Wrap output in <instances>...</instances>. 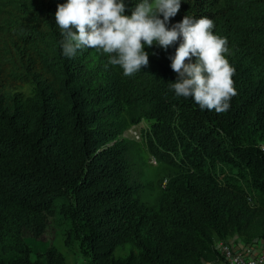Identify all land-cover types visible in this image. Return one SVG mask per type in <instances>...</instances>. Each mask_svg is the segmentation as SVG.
Segmentation results:
<instances>
[{
  "label": "trees",
  "instance_id": "1",
  "mask_svg": "<svg viewBox=\"0 0 264 264\" xmlns=\"http://www.w3.org/2000/svg\"><path fill=\"white\" fill-rule=\"evenodd\" d=\"M140 2L125 0V15ZM181 2L169 28L208 17L228 41L237 95L225 112L171 89L182 38L145 47L148 66L126 77L102 50L63 55L55 13L67 0H0V264H31L28 240L55 225L80 233L93 264L126 248L136 255L117 264H202L215 241L264 239V151L246 139L264 143V0ZM142 120L150 154L177 170L159 209L137 199L120 140ZM45 258L65 264L55 248Z\"/></svg>",
  "mask_w": 264,
  "mask_h": 264
},
{
  "label": "clouds",
  "instance_id": "2",
  "mask_svg": "<svg viewBox=\"0 0 264 264\" xmlns=\"http://www.w3.org/2000/svg\"><path fill=\"white\" fill-rule=\"evenodd\" d=\"M181 0H142L125 15V0H67L55 13L61 30L65 57H74L82 48L102 50L109 63L119 66L126 77L149 64L145 47L158 44L167 50L180 38L175 55L169 57L177 80L171 84L177 96L192 97L203 109L225 112L237 95L235 68L226 58L228 41L213 34L208 17L186 15L169 28L181 8ZM162 17V18H161ZM195 62H191L192 58ZM186 61H189L186 63Z\"/></svg>",
  "mask_w": 264,
  "mask_h": 264
},
{
  "label": "rangeland",
  "instance_id": "3",
  "mask_svg": "<svg viewBox=\"0 0 264 264\" xmlns=\"http://www.w3.org/2000/svg\"><path fill=\"white\" fill-rule=\"evenodd\" d=\"M151 131L149 124L142 120L139 124L129 125L123 131L120 140L127 144L130 152L132 166L139 180L137 199L140 204L154 209H159L161 197L164 190L169 185L177 170L169 164L158 162L153 165L150 163L151 154L147 147V141ZM247 142L255 144L257 147H264V143L257 138L246 136ZM248 182H242L243 190L249 198V202L256 205V199L252 197L251 188L247 184H252L251 178ZM68 226V224H67ZM72 229V228H71ZM66 228L58 225L49 228L46 235L40 240H28L27 244L31 251V264H45L46 253L50 248H55L65 261V264H93L92 255L86 246L82 236L75 229L65 232ZM228 244L236 256L245 259L264 258V239H255L251 243H246L242 236H234L225 241H215V254L211 260H204L202 264H230L221 255L219 244ZM136 252L130 249H118L115 251V263L118 259L128 257ZM138 264V263H137ZM264 264V262H263Z\"/></svg>",
  "mask_w": 264,
  "mask_h": 264
},
{
  "label": "built area",
  "instance_id": "4",
  "mask_svg": "<svg viewBox=\"0 0 264 264\" xmlns=\"http://www.w3.org/2000/svg\"><path fill=\"white\" fill-rule=\"evenodd\" d=\"M264 151V147H262ZM150 163L153 165L158 164V161L156 158L151 156ZM219 249L222 257L230 264H263L264 258L261 259H245L243 257L236 256L232 250V247H230L228 244H219Z\"/></svg>",
  "mask_w": 264,
  "mask_h": 264
}]
</instances>
